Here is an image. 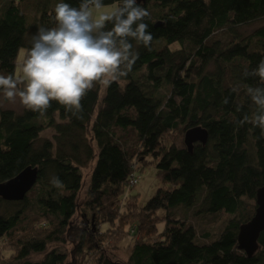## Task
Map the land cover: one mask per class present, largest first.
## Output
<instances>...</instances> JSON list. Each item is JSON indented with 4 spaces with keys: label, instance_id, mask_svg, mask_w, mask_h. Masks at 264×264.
I'll use <instances>...</instances> for the list:
<instances>
[{
    "label": "trees",
    "instance_id": "1",
    "mask_svg": "<svg viewBox=\"0 0 264 264\" xmlns=\"http://www.w3.org/2000/svg\"><path fill=\"white\" fill-rule=\"evenodd\" d=\"M59 2L0 0V75L22 76L31 37L39 26H54ZM63 2L78 6L80 0ZM103 3L113 6L119 0ZM140 5L151 14L145 21L153 35L151 50L133 41L139 59L132 71L102 94L95 86L81 101L82 119H68L55 101L43 117L25 107L0 106V183L28 166L38 168L25 200L0 199L1 209L18 206L0 215V240L14 244L8 256L0 251V264H66L59 246L48 250L51 244H69L71 257H94L92 264H264V233L251 258L237 247L239 227L253 216L256 191L264 185V136L250 123H237L254 111L244 86H256L258 78L243 73L264 59V26L241 40L234 32L264 20V0H145ZM175 43L178 48L172 49ZM236 85L238 93L231 91ZM194 127L203 128L207 140L189 152L181 139ZM46 129L54 132L52 139L40 138ZM148 158L155 160L161 186L141 205L142 223L150 224V231L152 215L160 210L165 224L154 239L134 242L125 263L114 261L94 237L90 219L95 214V233L117 232V217L104 211L132 188L135 164ZM93 160L87 204L74 222L83 186L80 169ZM54 176L63 188L51 185ZM189 211L191 217H213L220 226L197 228L188 221ZM27 222L29 228L18 230ZM129 225L127 230L139 233V224ZM38 255L43 257L35 261Z\"/></svg>",
    "mask_w": 264,
    "mask_h": 264
},
{
    "label": "clouds",
    "instance_id": "2",
    "mask_svg": "<svg viewBox=\"0 0 264 264\" xmlns=\"http://www.w3.org/2000/svg\"><path fill=\"white\" fill-rule=\"evenodd\" d=\"M103 0H80L78 6L57 3L54 26H39L31 37V47L21 65L22 76L0 75V92L9 102L17 98L28 110L46 115L55 101L65 110L68 119L83 118L81 101L97 85L108 88L120 83L132 71L139 59L135 45L151 50L153 35L145 22L150 12L137 0H119L111 11ZM112 27L108 28L107 25ZM245 78H258L256 86L245 85L254 111L237 121L259 128L264 136V59ZM238 93L240 85L231 89ZM227 105L229 100L224 98ZM239 111V109H237ZM70 114V115H69ZM53 187L63 188L58 177H52Z\"/></svg>",
    "mask_w": 264,
    "mask_h": 264
},
{
    "label": "rangeland",
    "instance_id": "3",
    "mask_svg": "<svg viewBox=\"0 0 264 264\" xmlns=\"http://www.w3.org/2000/svg\"><path fill=\"white\" fill-rule=\"evenodd\" d=\"M116 5L114 4L109 5L108 7L102 9L101 11L107 12L111 11ZM260 26H264V20L253 22L247 25H242L234 28V32L236 35L239 36V40L247 38L250 34L253 33L255 29H257ZM178 43H175L171 48H178ZM24 53V50L22 49L18 56V66L17 70H19V63L22 59V55ZM208 71L213 70V65H209L207 67ZM104 91V88L101 87V94ZM100 94V95H101ZM0 106L3 109H12L14 111H21L23 109V105L20 103L19 99L15 102H9L7 99L4 98L3 94H0ZM54 132L51 129H46L40 134L41 139H52ZM175 136V134H174ZM183 137L184 133L182 135V143H183ZM175 139V138H174ZM179 142V140H177ZM95 160L93 162H89L85 167H82L80 169L83 177V186L79 192L78 195V204L79 208L77 210V213L73 219L74 222H77L80 219L81 215V209L85 206L86 203V188L88 186L89 176L91 169L93 167ZM140 165L142 166L141 168ZM134 169H136V174L139 177V181L136 185L132 186L129 190L126 189L119 195L118 200L113 204V206L109 207L104 213L106 215H114L117 217L115 221H118L117 223L121 227H116L118 233L115 235L111 232H103L101 234L95 233V229L97 228V224L94 225L93 221L95 214H92L90 223L92 225L93 234L94 237L98 239V243L103 242V249L107 253L108 257H110L114 261H118L121 263H125L127 260V257L130 254L131 246L134 242H137L141 240L142 236L146 237L147 240L154 239L158 232H161L163 230L164 224H165V217L166 214L164 211H157L155 214L152 215V222L153 227L150 231H148V226L150 224L143 225L142 221H145L142 217V208L141 205H143L155 192L158 187L161 186L160 180L157 178L156 175V168H155V160L147 159L144 162H141L139 165L135 164ZM131 193V194H130ZM134 194V195H133ZM20 206V205H19ZM17 205L10 204L6 206L4 209L0 208V215H6V214H12L16 209ZM191 211L188 213V221L192 222L195 227L197 228H206L211 231H216L218 227L220 226V223H213L214 221L213 217H207V216H197V217H191L190 215ZM87 214L90 216V212L87 211ZM36 213L28 215V221H33L34 218H36ZM177 218H182L181 212H177L175 215ZM173 217V215H172ZM96 221H99L98 218ZM120 221V222H119ZM221 221V220H219ZM121 222H124V224H121ZM132 223L133 225H129ZM140 225L139 227V233L138 234H132L130 230H127V226L129 225L131 228L134 225ZM42 225V223H41ZM27 229L30 227L29 222L26 224L24 223L21 225V227L18 230H21V228ZM125 232H123V230ZM21 234L24 232L21 231ZM23 236V235H22ZM122 236V237H121ZM95 240V239H94ZM12 245H14L11 242H7L5 239L0 240V251L3 253L4 256H8L10 253H12ZM57 246H59V250L66 255V264H92L94 261V257H82V256H75L71 257V250L72 247L69 244L61 245V244H51L49 245L48 250H57L55 249ZM93 254L94 252L91 251ZM3 257V256H2ZM43 257V255L35 256L33 259L35 261L40 260Z\"/></svg>",
    "mask_w": 264,
    "mask_h": 264
},
{
    "label": "water",
    "instance_id": "4",
    "mask_svg": "<svg viewBox=\"0 0 264 264\" xmlns=\"http://www.w3.org/2000/svg\"><path fill=\"white\" fill-rule=\"evenodd\" d=\"M145 0H137V4ZM207 132L201 127L188 129L184 133L183 143L190 152L194 143L205 144ZM38 179V168L28 166L13 179L0 183V199L6 202H22ZM255 210L246 223L240 225L237 234L238 250L251 258L258 250V239L264 233V185L256 191Z\"/></svg>",
    "mask_w": 264,
    "mask_h": 264
},
{
    "label": "built area",
    "instance_id": "5",
    "mask_svg": "<svg viewBox=\"0 0 264 264\" xmlns=\"http://www.w3.org/2000/svg\"><path fill=\"white\" fill-rule=\"evenodd\" d=\"M139 177L136 173H132L129 177V185L134 186L138 183Z\"/></svg>",
    "mask_w": 264,
    "mask_h": 264
}]
</instances>
